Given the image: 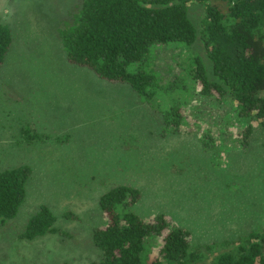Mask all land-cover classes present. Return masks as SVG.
<instances>
[{
    "label": "rangeland",
    "instance_id": "rangeland-1",
    "mask_svg": "<svg viewBox=\"0 0 264 264\" xmlns=\"http://www.w3.org/2000/svg\"><path fill=\"white\" fill-rule=\"evenodd\" d=\"M79 6L0 0V22L11 34L0 64V171L30 169L15 216L0 224V264H98L91 241L105 222L98 199L122 185L138 190L129 210L143 221L160 214L188 232L190 249L201 254L192 264H208L240 236L264 229V132L249 122L242 138L247 122L229 98L199 95L191 77L196 60L206 74L210 66L202 5L188 4L191 44H154L141 64L128 66L156 75L148 102L127 84L66 61L58 30ZM172 103L182 111L177 129L161 115ZM40 206L55 218L52 232L21 238ZM159 245L160 237L149 239L145 251L155 254Z\"/></svg>",
    "mask_w": 264,
    "mask_h": 264
},
{
    "label": "trees",
    "instance_id": "trees-1",
    "mask_svg": "<svg viewBox=\"0 0 264 264\" xmlns=\"http://www.w3.org/2000/svg\"><path fill=\"white\" fill-rule=\"evenodd\" d=\"M193 2L203 8L200 36L210 63L206 74L203 64L194 62L191 77L198 94L215 100L227 96L236 118L247 122L238 133L242 138L252 131L249 122L264 132V0H80L71 21L58 30L66 61L103 81L127 84L139 98L152 101L158 86L153 70L129 71L128 66L141 64L154 44H191L195 28L187 8ZM10 43V30L0 22V64ZM161 115L166 126L180 127L178 103ZM29 173L25 165L0 171V224L15 216ZM138 196L137 189L122 185L99 197L105 222L91 233L100 252L98 264L197 262L201 254L190 249L185 229L169 225L163 215L143 221L129 210ZM54 220L51 211L40 206L20 237L31 240L52 232ZM156 237V253L146 252L149 239ZM208 264H264V229L240 236Z\"/></svg>",
    "mask_w": 264,
    "mask_h": 264
},
{
    "label": "crops",
    "instance_id": "crops-1",
    "mask_svg": "<svg viewBox=\"0 0 264 264\" xmlns=\"http://www.w3.org/2000/svg\"><path fill=\"white\" fill-rule=\"evenodd\" d=\"M30 123H24V124H26V126H25V128L24 129H28L32 124H33V122H31V121H29ZM22 130V129H21Z\"/></svg>",
    "mask_w": 264,
    "mask_h": 264
}]
</instances>
